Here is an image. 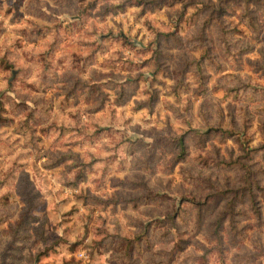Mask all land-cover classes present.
<instances>
[{
    "label": "rangeland",
    "instance_id": "obj_1",
    "mask_svg": "<svg viewBox=\"0 0 264 264\" xmlns=\"http://www.w3.org/2000/svg\"><path fill=\"white\" fill-rule=\"evenodd\" d=\"M0 264H264V0H0Z\"/></svg>",
    "mask_w": 264,
    "mask_h": 264
},
{
    "label": "trees",
    "instance_id": "obj_2",
    "mask_svg": "<svg viewBox=\"0 0 264 264\" xmlns=\"http://www.w3.org/2000/svg\"><path fill=\"white\" fill-rule=\"evenodd\" d=\"M246 24L250 25L252 27H255V28L257 27L256 19H253V18H249V22H246ZM177 145L180 148V150H179L180 157H183L186 154V145H185L184 139L180 138L178 140V144Z\"/></svg>",
    "mask_w": 264,
    "mask_h": 264
}]
</instances>
